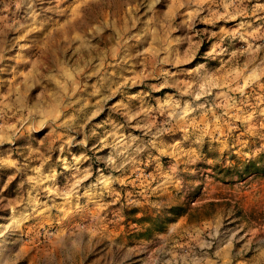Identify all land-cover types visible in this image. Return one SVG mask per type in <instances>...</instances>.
I'll use <instances>...</instances> for the list:
<instances>
[{
    "label": "rangeland",
    "instance_id": "1",
    "mask_svg": "<svg viewBox=\"0 0 264 264\" xmlns=\"http://www.w3.org/2000/svg\"><path fill=\"white\" fill-rule=\"evenodd\" d=\"M0 264H264V0H0Z\"/></svg>",
    "mask_w": 264,
    "mask_h": 264
},
{
    "label": "bare ground",
    "instance_id": "2",
    "mask_svg": "<svg viewBox=\"0 0 264 264\" xmlns=\"http://www.w3.org/2000/svg\"><path fill=\"white\" fill-rule=\"evenodd\" d=\"M88 8H89V7H88ZM91 17H92V16H91ZM76 18H77V17H76ZM69 20H70V19H69ZM79 21H80V20H79ZM89 22H90V21H88V23H89ZM92 23H93V22H92ZM92 23H91V24H92ZM77 25H78V24H77ZM83 25H84V24H83ZM81 26H82V25H81ZM84 26H85V25H84ZM73 29L75 30L74 27H73ZM73 29H72V30H73ZM83 29H84V28H83ZM78 30H79V29H78ZM85 31H86V30H85ZM48 36H49V35H48ZM56 40H57V39H56ZM51 41H52V40H51Z\"/></svg>",
    "mask_w": 264,
    "mask_h": 264
},
{
    "label": "trees",
    "instance_id": "3",
    "mask_svg": "<svg viewBox=\"0 0 264 264\" xmlns=\"http://www.w3.org/2000/svg\"><path fill=\"white\" fill-rule=\"evenodd\" d=\"M244 167H246V166L244 165ZM135 220L138 221V222L140 221V219H135Z\"/></svg>",
    "mask_w": 264,
    "mask_h": 264
}]
</instances>
